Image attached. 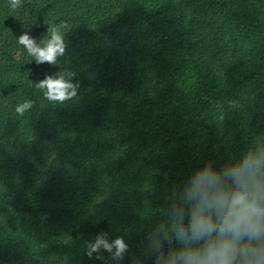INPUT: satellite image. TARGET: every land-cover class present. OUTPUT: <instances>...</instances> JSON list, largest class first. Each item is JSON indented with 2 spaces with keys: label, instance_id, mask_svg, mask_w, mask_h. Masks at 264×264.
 <instances>
[{
  "label": "trees",
  "instance_id": "1",
  "mask_svg": "<svg viewBox=\"0 0 264 264\" xmlns=\"http://www.w3.org/2000/svg\"><path fill=\"white\" fill-rule=\"evenodd\" d=\"M61 24L64 55L37 64L19 36ZM58 71L80 84L63 103L36 87ZM257 144L264 0H0V264H155L146 237L193 170ZM101 232L122 261L86 255Z\"/></svg>",
  "mask_w": 264,
  "mask_h": 264
},
{
  "label": "clouds",
  "instance_id": "2",
  "mask_svg": "<svg viewBox=\"0 0 264 264\" xmlns=\"http://www.w3.org/2000/svg\"><path fill=\"white\" fill-rule=\"evenodd\" d=\"M13 10L21 0H10ZM50 26L47 39L39 44L28 32L18 40L37 64L56 65L66 51L62 29ZM43 45V46H41ZM75 74L58 71L36 83L45 97L63 103L77 95ZM34 102L17 105L23 116ZM166 221L146 237L144 254L155 264H264V144L246 151L238 160L222 167L211 162L193 170L182 194L165 209ZM122 261L129 245L123 236L109 239L101 232L88 245L86 255L93 258L101 250Z\"/></svg>",
  "mask_w": 264,
  "mask_h": 264
}]
</instances>
